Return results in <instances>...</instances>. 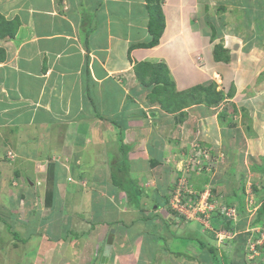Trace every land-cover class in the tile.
Instances as JSON below:
<instances>
[{"label":"crops","instance_id":"crops-1","mask_svg":"<svg viewBox=\"0 0 264 264\" xmlns=\"http://www.w3.org/2000/svg\"><path fill=\"white\" fill-rule=\"evenodd\" d=\"M222 1H218L219 12H210L205 0H163L165 25L159 44L129 50L130 45L149 39L148 17L131 33L137 20L130 10L133 0H0V207L8 210L3 203L9 201L13 209L8 213L12 212L16 222L33 217L40 226L53 230L52 236L43 233L28 264H99L110 228L114 238L107 264L172 263L173 253L151 246L150 250L142 247V257L124 260L123 249L131 253V243L143 241L145 234L139 223L130 226L140 219L128 215L131 201L114 184L111 172L118 164L127 168L119 157L123 145L129 147L128 153L131 149L125 141L127 128L141 129L148 116L158 117L156 111L146 109L152 102L141 81L149 76L139 77L134 65L163 62L177 85L174 58L190 54L185 45L203 37H180L181 29H210L204 36L208 40L215 17L221 15L222 25V13L230 8L227 1L233 0ZM236 1L237 5H230L235 10L264 15V0L259 9H243L248 0ZM137 3L139 11L148 16L146 1ZM246 19L244 27L249 24ZM235 26L240 28L236 22ZM214 44L211 65L217 61L214 46L219 44ZM188 74V87L185 79L179 90L215 85L211 74L195 67ZM141 103L147 105L141 109ZM114 139L118 141L115 145ZM126 159L129 161L128 156ZM131 170L126 171L134 181ZM137 204L144 209L142 201ZM157 211L143 215L154 220L160 216ZM96 213L102 216L94 220ZM65 216L68 225L72 222L66 235L60 222ZM260 216L256 213L252 220L255 225ZM85 219L86 224L82 223ZM254 224L251 232H234L237 245H228L220 253L215 250L217 262L208 247L200 246L203 240H198L195 246L188 245L187 252H193L178 264L190 260L198 264H264V230L259 235V226ZM130 227L139 230L126 233ZM14 234L18 235L10 233V247L16 254L14 250L20 253L23 247L18 246L24 243L15 240ZM129 236L132 241L127 247L124 241ZM221 253L226 255L221 257ZM13 261L21 264L18 258Z\"/></svg>","mask_w":264,"mask_h":264},{"label":"rangeland","instance_id":"rangeland-1","mask_svg":"<svg viewBox=\"0 0 264 264\" xmlns=\"http://www.w3.org/2000/svg\"><path fill=\"white\" fill-rule=\"evenodd\" d=\"M218 1L205 0L204 3L208 5L210 12H216L217 9L219 12ZM227 2L229 4H225L230 8L228 13H222L224 23L221 25V15L215 17L214 30L209 34L208 40L204 36H207L210 29L203 30L201 26L193 27V31L185 27L181 29L180 37L187 34L190 37H203L192 42L193 45L189 44V47L185 45L187 52L190 49V54L173 57L178 64L177 73L173 74L177 85L168 73L177 91H180L185 79L188 87V70L191 72L193 67L202 73L211 74V80L215 83L211 87L220 92V100L216 103L210 100L213 93L209 88L210 92H198L199 103H192L198 97L196 94L191 99L186 96L180 108L171 112L164 111L159 102L152 105L147 103V111H156L158 117L148 116L147 125L141 129L132 125L127 128L125 141L131 144V149L129 153L125 148L124 151L119 150V157L122 159L128 156L129 161L125 166L132 168L131 176L136 179L134 182L140 183L139 186L132 181V188L143 189L140 196L134 191V195L129 197L131 202L128 215L135 217V220L139 217L140 220L130 226L135 227L139 223L145 237L143 241L138 240L136 243L135 240L131 243V253L126 252V248L123 249L121 253L126 261L134 260L136 255L142 257V247L151 246L153 249L173 253L176 258L172 257L174 260L171 264L183 263L193 252H187L188 245L195 246L198 240L218 248L220 253L226 246L238 244L234 240V232H251L249 230L254 224L252 220L256 216V210L264 200V15L242 13L230 6L237 5L236 0ZM253 2L248 0L243 9L252 6L259 9L262 5L260 0ZM111 4L114 5V2ZM137 6V0H133L130 10L134 11L137 20L134 22L135 26L133 23L131 27V33L142 18L148 17ZM235 12L236 18L232 19ZM244 17L249 18L248 27H244L243 21L247 20ZM235 22L240 28L235 26ZM214 43L226 47V50L223 53L219 50V54H223L220 55L221 61L217 62L219 59L216 58L217 61L211 65L210 50ZM215 49L217 51L220 47L215 45ZM141 82L145 84L144 80ZM145 88L147 92L152 90L146 84ZM145 105L141 103V109ZM116 143L118 141L114 139V145ZM114 174L117 180L127 183L123 176L124 170ZM135 197H139L137 201L144 203V209L141 204L139 209ZM3 204L12 211L9 201ZM124 207L127 208L126 205ZM155 208H158L157 212L162 217L156 216L154 220L144 217L143 212L148 215ZM8 210L0 207V264H16L13 261L15 258L19 259L18 263L28 264L33 259L34 246L43 233L52 236L53 230L49 226H40L39 220L33 217H30L27 224L26 221L30 218L16 222L12 212L8 213ZM101 216L102 214H98L94 220ZM69 219L72 220V215ZM60 222L63 223L65 235L72 230V222L68 225L66 216ZM82 223L86 224V219ZM256 226H259L258 234L261 235L260 231L264 230V213L259 217V223L254 224ZM131 227L126 233L131 234L137 230ZM11 232H17L18 235L14 234L17 236L15 240L24 243L18 246L23 247L21 254L16 249V254L12 252ZM20 235L26 238L22 239ZM130 237L125 238V245L132 241ZM175 249L177 251L174 252ZM225 255L221 253L220 256ZM123 257H119L120 260ZM148 263L147 261L146 264ZM198 263L197 260H190L189 264Z\"/></svg>","mask_w":264,"mask_h":264},{"label":"trees","instance_id":"trees-1","mask_svg":"<svg viewBox=\"0 0 264 264\" xmlns=\"http://www.w3.org/2000/svg\"><path fill=\"white\" fill-rule=\"evenodd\" d=\"M145 1H146L147 12H148L147 32L149 34V39L141 43L130 45L129 50L135 47H153L157 45L159 43V39L164 29L165 18H164V14L162 11V5H161L163 0H155V2L153 0H145ZM218 47H220V49H217V51L215 49L214 55H215V58L220 59V55H223V54H219L218 51L221 50L223 53L226 49H223L220 45H218ZM134 70L139 77L141 75L151 74V76H149L147 80H144L145 84L150 89L152 87V90L148 91V94H147L149 102H152V103L159 102L162 105L163 109L167 112H171L172 110L179 109L180 108L179 106H181L185 98H187L186 96H190V99H191L192 96H194V94L198 96V92H201V91L210 92L209 88L212 89V93H213V96L210 98L212 102L214 103L218 102L221 97L220 92L216 91L214 88L212 87L206 88L202 85H196V86L187 88L185 90L177 91L175 89L174 83L170 81V78L168 75L169 70L166 64L163 62H160V63L159 62L150 63L148 61L138 62L137 64L134 65ZM192 103H199V96L193 99ZM122 148H125L127 151L129 147L126 145H123ZM122 151L124 150L122 149ZM122 159H123L122 162H127V159L125 157H122ZM113 168H114L113 172H111L112 180L115 185L119 186L120 189H123L125 194H127L128 198L134 195V191L138 193V194L136 193L138 196L142 194V190H143L142 187L141 188L137 187L136 190L135 188H132L131 183L133 179L129 178L127 171H126L127 170L126 167H123L122 165L119 166L118 164V167L116 166V168L115 167ZM121 169L124 170L123 176L126 177L125 179L127 182V183L125 182L126 184H124L122 180L121 181L117 180V178L115 177L114 173H117V171H120ZM129 188H131V191L129 190ZM138 199H136V202H135L136 205H138L137 204ZM157 207H159V205H157ZM256 212H257V215L259 216L262 213H264V202L261 203V205L257 208ZM200 246L208 247L210 253L214 257V262H217L216 257H215L216 255L215 247L211 245H207L206 243H203V242L201 243Z\"/></svg>","mask_w":264,"mask_h":264},{"label":"water","instance_id":"water-1","mask_svg":"<svg viewBox=\"0 0 264 264\" xmlns=\"http://www.w3.org/2000/svg\"><path fill=\"white\" fill-rule=\"evenodd\" d=\"M113 238H114V229H111L105 241L102 257L100 259V264H104V262L107 261L109 253H110L111 245L113 242Z\"/></svg>","mask_w":264,"mask_h":264},{"label":"clouds","instance_id":"clouds-1","mask_svg":"<svg viewBox=\"0 0 264 264\" xmlns=\"http://www.w3.org/2000/svg\"><path fill=\"white\" fill-rule=\"evenodd\" d=\"M162 5V4H161ZM102 257V256H101ZM101 259V258H100ZM107 261H108V259H107ZM107 261L106 262H104L105 264L107 263ZM100 262V261H99ZM100 264V263H99Z\"/></svg>","mask_w":264,"mask_h":264}]
</instances>
